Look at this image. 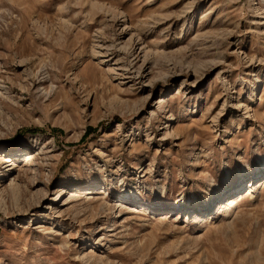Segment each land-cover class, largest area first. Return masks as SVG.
<instances>
[{"label": "rangeland", "instance_id": "obj_1", "mask_svg": "<svg viewBox=\"0 0 264 264\" xmlns=\"http://www.w3.org/2000/svg\"><path fill=\"white\" fill-rule=\"evenodd\" d=\"M0 264H264V0H0Z\"/></svg>", "mask_w": 264, "mask_h": 264}, {"label": "bare ground", "instance_id": "obj_2", "mask_svg": "<svg viewBox=\"0 0 264 264\" xmlns=\"http://www.w3.org/2000/svg\"><path fill=\"white\" fill-rule=\"evenodd\" d=\"M159 103L161 104L162 102H159ZM72 197H73V199L77 198L75 196H72ZM225 203H226L225 205H220V207H222V208H224V207H232L234 204H236L234 198H230V199L226 200Z\"/></svg>", "mask_w": 264, "mask_h": 264}]
</instances>
